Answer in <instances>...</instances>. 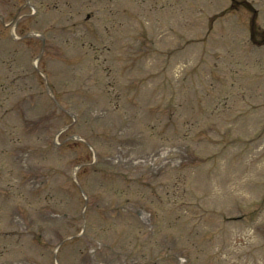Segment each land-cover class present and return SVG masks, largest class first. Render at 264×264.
<instances>
[{"label":"rangeland","instance_id":"1","mask_svg":"<svg viewBox=\"0 0 264 264\" xmlns=\"http://www.w3.org/2000/svg\"><path fill=\"white\" fill-rule=\"evenodd\" d=\"M248 1L264 27V0ZM31 2L0 0V264H224L223 255L235 264L239 247L249 264H264L262 237L248 231L246 244L239 238L264 204L257 201L264 182V47L245 44L250 14H218L230 0ZM11 31H30L39 41L13 45ZM42 35L46 54L37 62ZM46 89L68 114L52 107ZM219 104L227 109L219 118L190 116ZM162 107L177 117L161 145L178 141L187 162L202 157V167L180 181L171 164L164 178L148 176L145 167L144 174L124 170L127 154L145 158L159 146L136 133L153 121L142 119L147 110ZM203 122L217 128L211 143L221 142L196 141ZM131 137L139 141L122 143ZM202 211L193 233V215ZM217 213L231 221L215 233ZM259 218L264 225V211Z\"/></svg>","mask_w":264,"mask_h":264}]
</instances>
